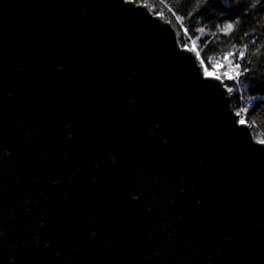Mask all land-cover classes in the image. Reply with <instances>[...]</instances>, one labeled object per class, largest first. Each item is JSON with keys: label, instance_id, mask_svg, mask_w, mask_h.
Masks as SVG:
<instances>
[{"label": "water", "instance_id": "1", "mask_svg": "<svg viewBox=\"0 0 264 264\" xmlns=\"http://www.w3.org/2000/svg\"><path fill=\"white\" fill-rule=\"evenodd\" d=\"M0 264H264V143L131 0H0Z\"/></svg>", "mask_w": 264, "mask_h": 264}, {"label": "trees", "instance_id": "2", "mask_svg": "<svg viewBox=\"0 0 264 264\" xmlns=\"http://www.w3.org/2000/svg\"><path fill=\"white\" fill-rule=\"evenodd\" d=\"M131 1L172 26L180 46L230 92L239 122L264 143V0Z\"/></svg>", "mask_w": 264, "mask_h": 264}, {"label": "snow or ice", "instance_id": "3", "mask_svg": "<svg viewBox=\"0 0 264 264\" xmlns=\"http://www.w3.org/2000/svg\"><path fill=\"white\" fill-rule=\"evenodd\" d=\"M228 29L231 30L232 29V25H228ZM243 56V53H241V57ZM237 68H239V65L236 66ZM240 123H244L243 120L240 121Z\"/></svg>", "mask_w": 264, "mask_h": 264}]
</instances>
